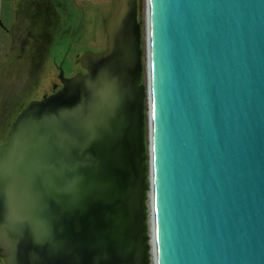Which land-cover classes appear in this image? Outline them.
Instances as JSON below:
<instances>
[{
  "label": "water",
  "instance_id": "95a60500",
  "mask_svg": "<svg viewBox=\"0 0 264 264\" xmlns=\"http://www.w3.org/2000/svg\"><path fill=\"white\" fill-rule=\"evenodd\" d=\"M104 30L0 143L3 264H264V0H145V83Z\"/></svg>",
  "mask_w": 264,
  "mask_h": 264
},
{
  "label": "rangeland",
  "instance_id": "374dc122",
  "mask_svg": "<svg viewBox=\"0 0 264 264\" xmlns=\"http://www.w3.org/2000/svg\"><path fill=\"white\" fill-rule=\"evenodd\" d=\"M31 1L16 0L15 11H8L13 17V26L7 27L12 40L8 48L7 43L2 47L3 36L8 38L6 26L0 27V143L21 107L60 87L59 69L63 76L84 71L76 58L84 51H101L106 45L104 28L113 0H50L54 15L48 22L44 15H33ZM2 14L4 18L5 9ZM136 20L140 27V81L145 83V0H136ZM41 32L44 37L40 40Z\"/></svg>",
  "mask_w": 264,
  "mask_h": 264
},
{
  "label": "crops",
  "instance_id": "0c3cea01",
  "mask_svg": "<svg viewBox=\"0 0 264 264\" xmlns=\"http://www.w3.org/2000/svg\"><path fill=\"white\" fill-rule=\"evenodd\" d=\"M30 0H28V2H29ZM10 0H0V27H2L3 28V26H6V27H4L5 28V35L8 37V38H5L4 36H3V38H2V47L4 48V45H5V43H7L8 45H7V48L8 47H10V44H11V42H12V40H11V33H10V31H8V26H13V19H11V18H13V17H9L8 16V11H11V9L13 10V11H15L14 10V4H15V2H16V0H12V8L11 7H9V4H10ZM14 2V3H13ZM32 2V4H33V6H32V8H31V10H36V5H37V2H35L34 0L33 1H31ZM47 5H49L50 7H51V1L50 0H46V2H45ZM31 4V3H30ZM3 9H5L6 10V12H7V14H6V16L3 18V14H2V17H1V11L3 10ZM51 10H52V7H51ZM33 13V12H32ZM3 20H7V24L5 25L4 23H3ZM6 39H7V42H6ZM2 53V55L4 54V52H1Z\"/></svg>",
  "mask_w": 264,
  "mask_h": 264
},
{
  "label": "trees",
  "instance_id": "16d2710c",
  "mask_svg": "<svg viewBox=\"0 0 264 264\" xmlns=\"http://www.w3.org/2000/svg\"><path fill=\"white\" fill-rule=\"evenodd\" d=\"M37 2V1H36ZM46 0H38L37 5H36V10L33 12V15L37 16H43L44 15V20L49 21L50 16L54 15L53 11L51 10V7L47 5ZM43 32L40 33L39 39L41 40L44 35H42Z\"/></svg>",
  "mask_w": 264,
  "mask_h": 264
},
{
  "label": "flooded vegetation",
  "instance_id": "af4514ba",
  "mask_svg": "<svg viewBox=\"0 0 264 264\" xmlns=\"http://www.w3.org/2000/svg\"><path fill=\"white\" fill-rule=\"evenodd\" d=\"M59 71V70H58ZM83 72V71H82ZM67 76H69V75H67ZM59 80V79H58ZM55 85V83H52V87ZM61 86V85H60ZM55 90V89H54ZM54 90H52V91H54ZM52 91H50V92H52ZM49 92V93H50ZM48 94V93H47ZM45 95V94H44ZM43 96V95H42Z\"/></svg>",
  "mask_w": 264,
  "mask_h": 264
}]
</instances>
